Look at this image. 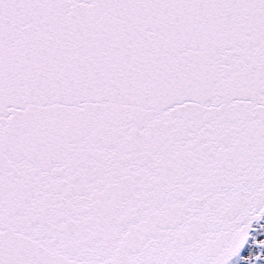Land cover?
Returning a JSON list of instances; mask_svg holds the SVG:
<instances>
[{
	"label": "snow or ice",
	"instance_id": "1",
	"mask_svg": "<svg viewBox=\"0 0 264 264\" xmlns=\"http://www.w3.org/2000/svg\"><path fill=\"white\" fill-rule=\"evenodd\" d=\"M0 264H264V0H0Z\"/></svg>",
	"mask_w": 264,
	"mask_h": 264
}]
</instances>
